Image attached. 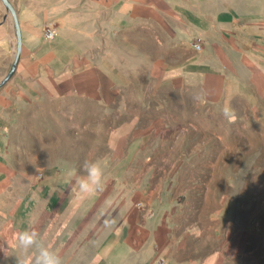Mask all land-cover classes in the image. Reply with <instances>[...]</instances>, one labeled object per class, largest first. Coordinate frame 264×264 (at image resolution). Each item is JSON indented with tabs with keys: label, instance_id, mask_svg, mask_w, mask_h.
<instances>
[{
	"label": "crops",
	"instance_id": "1",
	"mask_svg": "<svg viewBox=\"0 0 264 264\" xmlns=\"http://www.w3.org/2000/svg\"><path fill=\"white\" fill-rule=\"evenodd\" d=\"M12 1L22 31V55L32 57L26 72L17 74L12 86L0 89V257L7 245L18 246L15 233L38 222L37 217L31 219V209L39 214L52 200L56 214L61 211V217L54 219L59 227L95 225L96 209L102 212L100 249L88 264L127 256L132 249L135 264H224L236 256L246 236L223 226L231 209L222 191L218 198L203 197L204 203L218 201L209 213L215 221L214 238L204 239V234L190 229L197 225L191 216L200 209V200L193 195L199 190L186 191L181 185L189 155L178 156L171 171L166 173L163 167L160 173L156 163L168 159L157 152L161 143L155 132L162 122L153 118L145 122L132 115L110 128L109 165L101 189L81 199L75 177L68 173L75 169L76 175L83 174L72 160L54 169V175L47 171L40 186L32 185L36 176L29 168L32 163L28 166L25 157L20 159L18 143H25L13 133L14 117L16 112H28L20 109L28 98L55 102L85 98L107 106L119 99L121 86L141 80L143 66L151 81L188 96L195 94L202 102L219 104L228 116L236 115L241 100L250 96V87L264 92V0H258L256 12L250 4L257 0ZM143 18L150 25L143 24ZM51 27L56 36L47 40L44 33ZM0 30L12 35L14 25L7 19ZM195 41L201 48L194 46ZM71 107L73 114L76 108ZM46 108V113L56 115L66 111L61 105ZM52 119L61 129L62 117L44 122ZM21 126L28 128L25 122ZM45 144L36 150L37 155L42 153V163L47 161ZM23 155H27L24 148ZM171 157L174 160L176 155ZM215 189L210 187L208 193L216 194ZM69 192L76 195L70 208H65L70 211L65 217L62 209ZM81 211L92 218L81 223ZM111 211L117 218L111 217ZM55 238L61 252L78 243L63 244L61 236ZM25 252L24 257H29L30 249Z\"/></svg>",
	"mask_w": 264,
	"mask_h": 264
},
{
	"label": "rangeland",
	"instance_id": "2",
	"mask_svg": "<svg viewBox=\"0 0 264 264\" xmlns=\"http://www.w3.org/2000/svg\"><path fill=\"white\" fill-rule=\"evenodd\" d=\"M259 6L257 0L250 4V10L256 12L260 10ZM7 19L13 24L10 10L0 0V24ZM130 20L134 21L133 18ZM142 21L143 24L150 25L148 18H143ZM146 45L150 47V44ZM15 51V33L8 35L0 30V82L15 60ZM148 51L150 52L149 49ZM31 57V54L28 57L21 54L14 73L0 89L12 86L16 75L26 72L25 67ZM141 73L140 81L127 82L124 88L121 86L119 99L107 106L85 98H79L78 101L63 98L55 102L39 97L28 98L24 102L20 109L28 112H16V128L13 133L16 140L20 139L22 144L23 141L25 143L23 146L18 143V147H22V158L18 156L21 161L25 157L28 166L32 163V168H29L34 176L37 177L39 171L44 173L42 178L35 177L32 185L40 186L44 183L47 171L54 175V169L63 167L71 160V164L77 165L82 174V165L86 160H99L106 168L109 165L106 159L109 154L107 137L110 128L132 115L145 122L157 119L163 123H160L162 128L155 132L160 140L158 143H161L157 152L168 158L166 162L156 163L162 168L160 173L163 172V167L166 173L171 171L178 156L189 155L190 162L185 160L188 163V168L184 169L186 174L180 178L182 183L179 182L186 191L199 190L193 195L200 200V209L192 211L191 216L194 220L197 219V225L190 229L204 234V239L214 238L211 235L215 232V221L209 218V213H212L218 201L211 203L207 200L204 203L203 197L207 196L209 200L210 197L218 198L219 191H222V197L229 201L228 208L231 209L229 215L224 216L223 226H227V230L232 233L238 232L239 235L246 236V243L238 250L237 255L227 258L224 264H264V92L257 87H250V96L241 100L240 113L228 116L219 104L202 102L195 94L188 96L189 93L187 95L181 90H174L166 83L151 81L146 66H143ZM54 105L66 107V111L61 115L45 112L47 106ZM69 107L76 108V112L69 113ZM55 117H62L61 129L60 123L56 124L55 119L49 123L44 122ZM23 122L27 123V130L22 129ZM31 126L34 128L30 129ZM44 144L47 161L42 163V153L39 156L36 150L44 147ZM23 148L27 155H23ZM171 155H176V158L173 160ZM33 157L34 161H31ZM218 172L220 177H215ZM213 186H216V194L210 195L208 191ZM100 189L101 187L97 191ZM75 195L71 192L66 194L62 209L66 215L63 216H70V211L66 213L65 208H70ZM183 196H187L186 192ZM53 202L54 200L39 214L31 209V219L37 217L38 222L28 228L38 231L41 243L54 249L62 257L63 264L90 263L92 253L96 255L100 249L99 239L104 229L99 223L103 218L102 212L96 209L95 225L59 227L54 219L61 217V211L56 214ZM82 213L83 211L79 212L80 217L84 218L81 223H85L86 218H92L91 214ZM111 217L117 218V213L111 211ZM55 235L61 236L63 244L72 245L75 240L78 243L61 252L55 244V240H58ZM25 250L16 244L7 245L6 252L0 257V264H33L35 253L30 249L29 257H24ZM100 264H135L134 250H128L127 256L123 257H105Z\"/></svg>",
	"mask_w": 264,
	"mask_h": 264
},
{
	"label": "clouds",
	"instance_id": "3",
	"mask_svg": "<svg viewBox=\"0 0 264 264\" xmlns=\"http://www.w3.org/2000/svg\"><path fill=\"white\" fill-rule=\"evenodd\" d=\"M84 174L76 175L75 169L69 171V177H75L77 191L81 199L87 194L98 190L103 182L105 168L101 161H85L82 165ZM18 246L31 249L34 255L33 264H63L62 257L52 248L41 243L38 231L35 228H27L15 233ZM22 264V262H20Z\"/></svg>",
	"mask_w": 264,
	"mask_h": 264
},
{
	"label": "water",
	"instance_id": "4",
	"mask_svg": "<svg viewBox=\"0 0 264 264\" xmlns=\"http://www.w3.org/2000/svg\"><path fill=\"white\" fill-rule=\"evenodd\" d=\"M2 2L6 5V7L10 10L12 18H13V25H14V33L16 35V51H15V60L10 67L7 74L3 77V79L0 82V86L5 83L14 73L16 68V63L19 59V57L22 54V31L20 27V21L18 17V11L15 6V4L11 0H2ZM6 18V16H5Z\"/></svg>",
	"mask_w": 264,
	"mask_h": 264
},
{
	"label": "built area",
	"instance_id": "5",
	"mask_svg": "<svg viewBox=\"0 0 264 264\" xmlns=\"http://www.w3.org/2000/svg\"><path fill=\"white\" fill-rule=\"evenodd\" d=\"M44 35H45V38H46L47 40H51V39H53V38L56 36V30H55V28H53V27L48 28V29L45 31ZM194 46H195L196 48H201V43H200L199 41H195V42H194ZM43 175H44L43 171H39V172L37 173V177H38V178H42Z\"/></svg>",
	"mask_w": 264,
	"mask_h": 264
}]
</instances>
